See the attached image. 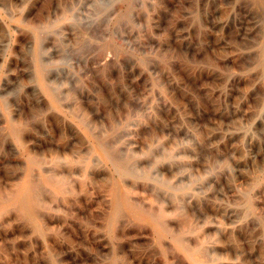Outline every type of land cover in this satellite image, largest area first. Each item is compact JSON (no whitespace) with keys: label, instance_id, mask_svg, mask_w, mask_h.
Returning a JSON list of instances; mask_svg holds the SVG:
<instances>
[{"label":"rangeland","instance_id":"obj_1","mask_svg":"<svg viewBox=\"0 0 264 264\" xmlns=\"http://www.w3.org/2000/svg\"><path fill=\"white\" fill-rule=\"evenodd\" d=\"M257 2L0 0V204L30 169L46 200L37 208L43 232L14 206L0 215V264H196L171 232L198 248V264H264V3ZM37 59L57 105L38 82ZM11 127L22 130L18 137ZM98 138L137 176L120 174ZM43 169L74 192L45 184ZM126 187L138 207L165 210L169 233L124 204L114 215L113 189Z\"/></svg>","mask_w":264,"mask_h":264},{"label":"bare ground","instance_id":"obj_2","mask_svg":"<svg viewBox=\"0 0 264 264\" xmlns=\"http://www.w3.org/2000/svg\"><path fill=\"white\" fill-rule=\"evenodd\" d=\"M256 2H257V0H256ZM260 2L261 3H264V0H260ZM258 3V2H257ZM253 5H254V3H253ZM254 6H256V5H254ZM260 6V5H259ZM264 9V8H263ZM263 9H261V11H263ZM258 10V9H257ZM255 13V12H254ZM258 13V12H257ZM263 14H264V12H263ZM264 22V21H263ZM262 22V23H263ZM253 53V52H252ZM254 57V56H253ZM260 57V56H259ZM260 58H262V57H260ZM164 61V60H163ZM165 63V62H164ZM36 74H37V79H38V82H39V84H40V86L42 87V89H43V91L50 97V99H51V101H52V103L54 104V105H57V99H56V97H55V95L53 94V91H52V89H51V87H50V84H48L47 82H46V79H45V74H44V71H43V69H42V67H41V65H40V63H39V61H38V59L36 60ZM155 82H157V81H155ZM157 84H158V82H157ZM157 87V86H156ZM72 97H73V95H72ZM181 97V96H180ZM123 101V100H122ZM264 101V100H263ZM51 103V102H50ZM152 104V103H151ZM153 106V105H152ZM150 107H151V105H150ZM151 108H153V107H151ZM71 109H72V107H71ZM80 109V108H79ZM78 109V110H79ZM67 110V109H66ZM70 110V109H69ZM81 110V109H80ZM148 110V109H147ZM153 110V109H152ZM194 110V109H193ZM83 111V110H82ZM146 111V110H145ZM149 111V110H148ZM76 112V111H75ZM81 112V111H80ZM152 112H154V111H152ZM151 112V113H152ZM79 113V112H78ZM77 113V114H78ZM82 113V112H81ZM86 113V112H85ZM84 113V114H85ZM150 113V114H151ZM68 114V113H67ZM87 114V113H86ZM139 114V113H138ZM143 114H145V113H143ZM147 114V113H146ZM149 114V113H148ZM154 114V113H153ZM62 115V114H61ZM126 115V114H125ZM141 116V115H140ZM143 116V115H142ZM150 117H152L151 115H149ZM148 116V117H149ZM87 116H85V118H86ZM129 117V116H128ZM142 118V117H141ZM82 119V118H81ZM114 119L116 120L117 118H115L114 117ZM113 119V121H115ZM125 119H126V117H125ZM144 119V118H143ZM79 120V119H78ZM69 121H71V120H69ZM83 121V120H82ZM89 121V120H88ZM118 121H120L119 119H118ZM125 121V120H124ZM85 122V121H84ZM143 122H144V120H143ZM72 123V122H71ZM110 123H111V121H110ZM119 123V122H118ZM123 123V122H122ZM128 123V122H127ZM133 123V122H132ZM140 123V122H139ZM142 123V122H141ZM87 124V123H86ZM145 124V123H144ZM72 125V124H71ZM76 125V124H75ZM74 125V126H75ZM88 125V124H87ZM111 125H112V123H111ZM120 125V124H119ZM128 125H129V123H128ZM93 126V125H92ZM92 126H89V127H92ZM113 127V126H112ZM79 128V127H78ZM101 128V127H100ZM132 128V127H131ZM92 129V128H91ZM102 129V128H101ZM109 129H111V128H109ZM18 130V129H17ZM17 130L15 129V128H13V127H11V134H13L15 137L17 136L18 137V132L19 131H22L21 129L17 132ZM101 131V130H100ZM123 131V130H122ZM98 133V132H97ZM8 134H9V132H8ZM106 134V133H105ZM108 134V133H107ZM111 134V133H110ZM117 134H119V133H117ZM128 134V133H127ZM10 135V134H9ZM8 135V136H9ZM98 135V134H97ZM101 135H102V133H101ZM116 135V134H115ZM120 135V134H119ZM122 136H123V134H122ZM9 137H11V136H9ZM117 137V136H116ZM91 139H93V137L91 138ZM112 139V138H111ZM110 139V140H111ZM117 140V139H116ZM120 140V139H119ZM209 140V139H208ZM112 141V140H111ZM105 140H103L102 138H98V146H99V148H100V151L102 152V154H103V156L107 159V160H109V161H111L113 164H114V166L117 168V171L119 170L120 171V174H122V175H129V176H137V173L134 171V169H138V168H132L131 167V165L128 163V162H125V161H121L119 158H117L116 157V155L114 154V151L112 150V149H110L109 147H107V145L105 144ZM117 142V141H116ZM152 142V141H151ZM204 142V141H203ZM209 142V141H208ZM207 142V143H208ZM90 143V142H89ZM157 143V142H156ZM152 144V143H151ZM155 144V143H154ZM158 144V143H157ZM22 145H24V144H22ZM89 145V144H88ZM92 145V144H91ZM179 145V144H178ZM207 145V144H206ZM93 146H94V144H93ZM98 146H95V147H98ZM116 146V145H115ZM114 146V147H115ZM179 146H181V144L179 145ZM94 147V148H95ZM177 147V146H176ZM199 147V146H198ZM23 148H24V146H23ZM121 148V147H120ZM157 148H158V146H157ZM181 148V147H180ZM159 149H161V148H159ZM158 149V150H159ZM88 150V149H87ZM147 150V149H146ZM156 150V149H155ZM177 150V149H176ZM89 151H90V149H89ZM120 151V150H119ZM118 151V152H119ZM145 151V150H144ZM154 151V150H153ZM161 151H162V149H161ZM147 152V151H146ZM163 152V151H162ZM205 152V151H204ZM28 153V152H27ZM79 153V152H78ZM77 153V154H78ZM81 153V152H80ZM117 153V152H116ZM123 153H124V151H123ZM135 153V152H134ZM83 154H84V152H83ZM119 154H120V152H119ZM135 154H137V153H135ZM201 154V153H200ZM85 155V154H84ZM117 155H118V153H117ZM130 155V154H129ZM173 155V154H172ZM26 156V155H25ZM77 156H79V155H77ZM137 156V155H136ZM140 156V155H139ZM174 156V155H173ZM85 157V156H84ZM126 157V156H125ZM153 157V156H152ZM165 157V156H164ZM163 157V158H164ZM175 157V156H174ZM59 157H57L56 158V160L55 161H59V159H58ZM81 158V157H80ZM145 158V157H144ZM154 158H155V156H154ZM38 159V158H37ZM40 159H42V158H40ZM99 159V158H98ZM126 159V158H125ZM179 159V158H178ZM26 160V159H25ZM43 160V159H42ZM64 160V159H63ZM62 160V161H63ZM75 160V159H74ZM73 160V161H74ZM97 159H95V161H96ZM128 160V159H127ZM160 160H161V158H160ZM167 160H170V159H167ZM166 160V161H167ZM175 160V159H174ZM180 160V159H179ZM38 162H39V159L37 160ZM36 160H35V158L34 157H32V156H30V164H33L34 165V163H36L37 162ZM48 161V160H47ZM49 161H50V159H49ZM54 161V160H53ZM65 161V160H64ZM71 161V160H70ZM78 161V160H77ZM94 161V162H95ZM99 161H100V159H99ZM139 161V160H138ZM175 161H177V160H175ZM181 161H182V159H181ZM216 161V160H215ZM72 162V161H71ZM75 162V161H74ZM96 162H98V161H96ZM153 162V161H152ZM178 162V161H177ZM184 162V161H183ZM213 162V161H212ZM60 163V162H59ZM131 163H132V161H131ZM133 163H134V161H133ZM135 163H137V162H135ZM170 163V162H169ZM173 163V162H172ZM182 163V162H181ZM79 164V163H78ZM77 164V165H78ZM96 164H98V163H96ZM105 164V163H104ZM103 164V165H104ZM111 164V163H110ZM152 164V163H151ZM150 164V165H151ZM163 164H165L164 162H163ZM174 164H176V162L174 163ZM218 164V163H217ZM37 165V164H36ZM53 165H55V164H52V166ZM81 165V164H80ZM90 165V163H88V162H86V163H84V165H82V166H84V169L86 170L87 168H88V166ZM134 165V164H133ZM157 165V164H156ZM155 165V166H156ZM209 165H211V164H209ZM224 165V164H223ZM47 166H49V165H46V167ZM57 166V165H56ZM94 166V165H93ZM106 166V165H105ZM111 166V165H110ZM218 165H216V167H217ZM35 167V166H34ZM33 167V168H34ZM55 167V166H54ZM58 167V166H57ZM60 167V166H59ZM70 167H72L71 165H70ZM75 167V166H74ZM79 168V166H76V168ZM146 167V166H145ZM209 167V166H208ZM222 167V166H221ZM226 167V166H225ZM36 168V167H35ZM38 168V167H37ZM36 168V169H37ZM93 168V167H92ZM95 168H96V166H95ZM102 168H104V167H102ZM39 170H40V168H38ZM55 169V168H54ZM59 169V168H58ZM89 169H91V167H89ZM98 170L100 169V168H97ZM111 169V168H110ZM140 169H142V168H140ZM145 169H147V168H145ZM150 169V168H149ZM148 169V170H149ZM180 169V168H179ZM218 169V168H217ZM223 169V168H222ZM33 170V169H32ZM50 170V169H49ZM60 170V169H59ZM92 170V169H91ZM97 170V171H98ZM105 170V169H104ZM36 171H38V170H36ZM36 171H35V173H36ZM41 171V170H40ZM45 171H46V169H45ZM114 171V170H113ZM147 171V170H146ZM153 171H154V169H153ZM185 171V170H184ZM211 171V170H210ZM215 171V170H214ZM217 171V170H216ZM57 172V171H56ZM59 172H63V171H59ZM92 172V171H91ZM101 172H103V171H101ZM105 172V171H104ZM34 173V174H35ZM39 173V172H38ZM75 173V172H74ZM208 173V172H207ZM215 173V172H214ZM260 173V172H259ZM262 173V172H261ZM260 173V174H261ZM41 174V175H40ZM103 174V173H102ZM105 174H107V172L105 173ZM104 174V175H105ZM154 174V173H153ZM39 175L41 176V180L45 183V184H48V185H50V186H52V188L54 189V190H56V191H58V192H66V193H73L74 192V190H75V188H73L70 184H69V182L66 180V178H60L59 177V175L58 174H56V173H47V172H44V169H43V171H42V173H39ZM150 176H152V174H149ZM262 175H263V173H262ZM261 175V176H262ZM23 176V175H22ZM22 176H21V178H22ZM36 177V175H33V173H32V171H31V169L27 172V174L25 175V177L21 180V181H19V183H17V185H16V188H15V190H13V193L11 194V195H9V196H7L8 198H5V200H3V203L2 204H0V215L2 216V214L4 215V211H5V209L8 207V206H14V208H17V209H19L20 211H22V213L24 214V215H26L29 219H31L32 220V222L35 224V226H36V228H37V230L38 231H42L43 232V229H42V225H41V222H40V220H39V215H38V213H37V208L38 207H40V206H42V205H44V203H46V202H44V201H46V200H44V199H42V197L40 196L41 194V192L39 191V189H41L40 188V186L39 185H41V183L39 184V183H37L38 181H36L35 179H34V177ZM77 176V175H76ZM89 176V175H88ZM109 176V175H108ZM154 176V175H153ZM207 176V175H206ZM210 176H211V174H210ZM260 176V177H261ZM38 177V176H37ZM74 177H75V175H74ZM78 177H79V175H78ZM117 177V176H116ZM145 177H148V176H145ZM155 178H156V175L154 176ZM200 177V176H199ZM255 177V176H254ZM254 177H252V179L254 178ZM73 178V177H72ZM83 178V177H82ZM123 178H125L124 176H123ZM128 178V177H127ZM164 178V177H163ZM208 178V177H207ZM257 178H259V176L257 177ZM37 179V178H36ZM91 179V178H90ZM100 179V178H99ZM145 179V178H144ZM174 179V178H173ZM178 179V178H177ZM189 179H191V176H190V178ZM195 179V178H194ZM193 179V180H194ZM206 179V178H205ZM255 179V178H254ZM69 180V179H68ZM81 180H84V179H81ZM126 181H127V179H125ZM169 180V179H168ZM41 181V182H42ZM92 181V180H91ZM100 181V180H99ZM108 181V180H107ZM109 181H110V179H109ZM143 181V180H142ZM148 181V180H147ZM161 181H163L162 179H161ZM165 181V180H164ZM162 182V184L163 185H165L166 186V181L165 182ZM255 181V180H254ZM257 181V180H256ZM17 182V181H16ZM74 182V181H73ZM76 182V181H75ZM75 182H74V184H75ZM120 182V181H119ZM145 182V181H144ZM168 182H170V181H168ZM175 182H177L176 180H175ZM261 182V181H260ZM85 183H89V180H88V182H86L85 181ZM137 183V182H136ZM135 183V184H136ZM150 183V182H149ZM153 183V182H152ZM174 183V182H173ZM185 183V182H184ZM191 183V182H190ZM189 183V184H190ZM91 184V183H90ZM97 184V183H96ZM145 184V183H144ZM157 184V183H156ZM261 184V183H260ZM259 183L257 184V185H260ZM111 184H109V186H110ZM137 185V184H136ZM179 185H180V183H179ZM187 185H188V183H187ZM196 185H198V183L196 184ZM196 185H195V187H196ZM97 186V185H96ZM103 186H105V185H103ZM128 186V185H127ZM135 186V185H134ZM145 186H146V184H145ZM154 186H155V184H154ZM153 186V187H154ZM157 187H158V185H156ZM252 186V185H251ZM15 187V186H14ZM42 187V186H41ZM44 187V186H43ZM75 187V186H74ZM107 187V186H106ZM136 187H138V186H136ZM261 187H263V185L261 186ZM91 188V187H90ZM97 188V187H96ZM112 188V187H111ZM134 188V187H133ZM161 187H158L157 189H160ZM14 189V188H13ZM47 189V188H46ZM84 189H86L85 188V186H84ZM151 189H152V191H153V188L151 187ZM150 189V190H151ZM162 189V188H161ZM253 189H254V187H253ZM259 189V188H258ZM261 189V188H260ZM263 189H264V187H263ZM44 190H45V188H44ZM48 190V189H47ZM49 190H50V192L52 191L50 188H49ZM90 190V189H89ZM108 190V187H107V189H106V191ZM133 190V189H132ZM149 190V189H148ZM163 191H168V190H164V188L162 189ZM97 192H98V190H96ZM130 190L126 187V188H124V190H123V192H121L120 190H118V188H114L113 189V196H114V215L116 216L119 212H120V208H121V205L122 204H124L129 210H130V212L133 214V215H135V216H137V217H141V218H147V219H149L158 229H159V231L163 234V233H169V227L167 226V224H166V222L164 221V216L166 215V212H165V210L164 209H161V210H159L158 212H155L156 210H152V211H154V212H151V211H148V210H146V209H144V208H140V207H138L134 202H135V200H132L133 198H131V195L129 194L130 192H129ZM151 191V192H152ZM196 191V190H195ZM242 191H244V190H242ZM250 190H248L247 191V193L249 192ZM261 191V190H260ZM12 192V191H11ZM84 192H86V191H84ZM89 192V191H88ZM104 192V191H103ZM189 192V191H188ZM199 192V191H198ZM6 193H7V191H6ZM9 193V192H8ZM76 193H77V191H76ZM87 193V192H86ZM108 193V192H107ZM167 193V192H166ZM183 193V192H182ZM240 193V192H239ZM263 193V192H262ZM4 194L5 193H3V196H4ZM89 194V193H88ZM94 194H97V193H95L94 192ZM156 194V193H155ZM177 195L179 194V193H176ZM192 194H194V193H192ZM243 194V193H242ZM90 195H92V194H90ZM106 195V194H105ZM111 195V194H110ZM151 195H153V194H151ZM172 195V194H171ZM174 195V194H173ZM172 195V196H173ZM197 194H195V196H196ZM199 195V194H198ZM240 196H241V194H239ZM243 195H245V194H243ZM247 195V194H246ZM108 196V195H107ZM139 196V195H138ZM156 196V195H155ZM162 196H163V194H162ZM175 196V195H174ZM195 196H194V199H197V198H195ZM251 196H253V195H251ZM91 197V196H90ZM152 197V196H151ZM179 197H181V195L179 196ZM192 197V196H191ZM201 197H202V195H201ZM201 197H199V198H201ZM242 197V196H241ZM244 197V196H243ZM2 198V197H1ZM0 198V199H1ZM45 198V197H44ZM62 198V197H61ZM67 198V197H66ZM77 198H78V196H77ZM89 198V197H88ZM87 198V199H88ZM137 198H139V197H137ZM164 198V197H163ZM177 198H178V196H177ZM240 198V197H239ZM253 198V197H252ZM47 199V198H46ZM67 199H69V198H67ZM93 199V198H92ZM98 199V198H97ZM105 199V198H104ZM188 199V198H187ZM246 199V198H245ZM84 200H85V198H84ZM83 200V201H84ZM176 200V199H175ZM200 200V199H199ZM244 200V199H243ZM255 200V199H254ZM253 200V201H254ZM1 201V200H0ZM72 201V200H71ZM104 201H106V200H104ZM137 202H138V200H136ZM193 201V200H192ZM201 201V200H200ZM199 201V202H200ZM69 202V201H68ZM75 203H76V201H74ZM73 202V203H74ZM194 202V201H193ZM247 202V201H246ZM66 203V202H65ZM64 203V204H65ZM72 203V202H71ZM106 203V202H105ZM108 203V202H107ZM109 203H111V202H109ZM245 203V202H244ZM81 204V203H80ZM143 204V203H142ZM175 204H177V203H175ZM62 205H63V203H62ZM66 205V204H65ZM68 205V204H67ZM73 205V204H72ZM139 205H141V204H139ZM159 205V204H158ZM250 205V204H249ZM69 206V205H68ZM74 206V205H73ZM144 206V205H143ZM145 206H146V204H145ZM153 207H156V205H152ZM180 206L181 205H179V208H180ZM242 206V205H241ZM257 206V205H256ZM45 207H47V206H45ZM77 207V206H76ZM80 207V206H79ZM106 207H108V205L106 206ZM111 207V206H110ZM149 207V206H148ZM159 207V206H158ZM246 207V206H245ZM254 207V206H253ZM11 208V207H10ZM49 208V207H48ZM67 208V207H66ZM61 209V208H60ZM110 209V208H109ZM108 209V210H109ZM149 209V208H148ZM178 209V208H177ZM243 209V208H242ZM247 209V208H246ZM249 209V208H248ZM248 209L246 210V212L248 211ZM124 210V209H123ZM151 210V209H150ZM180 210V209H179ZM42 211V210H41ZM256 211V210H255ZM110 212V211H109ZM108 212V213H109ZM242 212V211H241ZM245 212V213H246ZM249 212H250V210H249ZM19 213V212H18ZM107 213V214H108ZM122 213H124V212H122ZM127 213V212H126ZM244 213V214H245ZM42 214V213H41ZM40 214V215H41ZM45 214V213H44ZM247 214V213H246ZM23 215V216H24ZM127 215V214H126ZM260 215V214H259ZM262 215V214H261ZM99 216V215H98ZM101 216V215H100ZM123 216H124V214H123ZM129 216V215H128ZM247 216V215H246ZM245 216V217H246ZM130 217V216H129ZM170 217V216H169ZM1 218H3V217H1ZM0 218V219H1ZM45 218H46V216H45ZM99 218V217H98ZM103 218V217H102ZM250 218V217H249ZM252 218H253V216H252ZM256 218V217H255ZM26 219V218H25ZM58 219V218H57ZM101 219V218H100ZM104 219H106V218H104ZM140 219V218H139ZM30 220V221H31ZM60 220V219H59ZM125 220V219H124ZM148 220V221H149ZM256 220V219H255ZM29 221V223H31ZM42 221V220H41ZM44 221V220H43ZM101 221H103V220H101ZM112 221V220H111ZM121 221H123L122 219H121ZM262 220H260V222H261ZM27 222H28V220H27ZM45 222V221H44ZM56 222V221H55ZM190 222V221H189ZM43 223V222H42ZM63 223V222H62ZM100 223V222H99ZM143 223H145V222H143ZM259 223V222H258ZM264 223V222H263ZM44 224V223H43ZM102 224V223H101ZM100 224V225H101ZM188 224V223H187ZM190 224V223H189ZM32 225V224H31ZM111 225H112V223H111ZM146 225V224H145ZM153 225V226H154ZM192 225V224H191ZM33 226V225H32ZM114 226V225H113ZM118 226V225H117ZM195 226V225H194ZM193 226V227H194ZM221 226V225H220ZM237 226V225H236ZM263 226V225H262ZM47 227V226H46ZM101 227H103V226H101ZM108 227V226H107ZM116 227V226H115ZM148 227H149V225H148ZM196 227V226H195ZM35 228V227H34ZM112 228V227H111ZM114 228V227H113ZM200 228V227H199ZM116 229V228H115ZM150 229H151V227H150ZM178 229V228H177ZM188 229V228H187ZM194 229H196V228H194ZM106 230H108V229H106ZM183 230H186V229H184L183 228ZM197 230V229H196ZM233 230V229H232ZM111 231H112V229H111ZM114 231V230H113ZM116 231V230H115ZM191 231H192V229H191ZM234 231V230H233ZM34 232V231H33ZM155 232V231H154ZM171 232V231H170ZM197 232V231H196ZM195 232V233H196ZM191 233V232H190ZM189 233V234H190ZM111 234H112V232H111ZM188 234V235H189ZM192 234V233H191ZM194 234V233H193ZM192 234V235H193ZM47 235V234H46ZM108 235V234H107ZM154 235V234H153ZM152 235V236H153ZM161 235V234H160ZM186 235V234H185ZM201 235V234H200ZM262 235H263V233H262ZM261 235V236H262ZM113 236H115V233L113 234ZM156 236V235H155ZM171 236H172V238L177 242L176 244L191 258V260L194 262V263H196V264H198L199 262H198V259H197V257H196V252H197V249H194V248H192V247H194V246H192V247H190L189 246V244L188 243H186L185 242V240H184V237L180 234V233H177V232H171ZM194 236V235H193ZM109 237V236H108ZM169 237V236H168ZM190 237V236H189ZM192 237V236H191ZM190 237V238H191ZM198 237V236H197ZM203 237H205V236H203ZM160 238V237H159ZM162 238V237H161ZM188 238V237H187ZM186 238V239H187ZM194 238V237H193ZM234 238H235V236H234ZM110 239V238H109ZM157 239V238H156ZM167 239V238H166ZM195 239V238H194ZM198 239V238H197ZM208 239V238H207ZM261 239H263V237L261 238ZM132 240V239H131ZM169 240V239H168ZM200 240V239H199ZM110 242H112V241H110ZM160 242V241H159ZM163 242V241H162ZM188 242V241H187ZM213 242H215V241H213ZM234 242V241H233ZM161 243V242H160ZM166 243H168V242H166ZM172 243V242H171ZM190 243V242H189ZM193 243V242H192ZM216 243V242H215ZM162 244V243H161ZM166 245V244H165ZM170 245H172L171 247L173 248V244H170ZM169 245V246H170ZM196 245V244H195ZM213 245V244H212ZM166 246H168V245H166ZM112 247V246H111ZM202 247H204V248H206L205 247V245L204 246H202ZM213 247V246H212ZM164 248H165V246H164ZM209 248V247H208ZM211 248V247H210ZM209 248V249H210ZM115 249V248H114ZM119 249V248H118ZM167 249V248H166ZM213 249V248H212ZM212 249H210V250H212ZM174 250H175V248H174ZM209 250V252H213V251H210ZM113 251V250H112ZM119 251V250H118ZM168 251V250H167ZM159 252V251H158ZM185 253H184V255H185ZM205 253H206V251H205ZM205 253H204V255H205ZM116 254H117V252H116ZM208 254V253H207ZM210 254V253H209ZM213 254V253H212ZM152 255V254H151ZM182 255V254H181ZM121 256V255H120ZM120 256H119V258H120ZM202 256V255H201ZM211 256V255H210ZM200 257V256H199ZM198 257V258H199ZM206 258H207V256H206ZM216 258V257H215ZM218 258V257H217ZM205 259V258H204ZM211 259V258H210ZM219 259H221L220 257H219ZM218 260V259H217ZM18 261V260H17ZM110 261V260H109ZM121 261H123L124 262V260H121ZM120 261V262H121ZM33 262V261H32ZM123 262H121L122 264H124ZM220 262V261H219ZM190 263V262H189ZM116 264H117V262H116ZM214 264H216V263H214ZM220 264H222V263H220ZM224 264V263H223Z\"/></svg>","mask_w":264,"mask_h":264}]
</instances>
